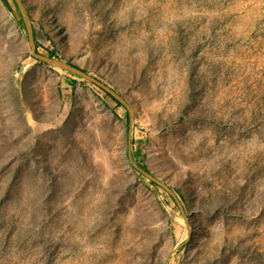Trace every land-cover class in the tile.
<instances>
[{
    "label": "rangeland",
    "instance_id": "rangeland-1",
    "mask_svg": "<svg viewBox=\"0 0 264 264\" xmlns=\"http://www.w3.org/2000/svg\"><path fill=\"white\" fill-rule=\"evenodd\" d=\"M23 1L133 129L0 0V264H264V0Z\"/></svg>",
    "mask_w": 264,
    "mask_h": 264
},
{
    "label": "water",
    "instance_id": "water-1",
    "mask_svg": "<svg viewBox=\"0 0 264 264\" xmlns=\"http://www.w3.org/2000/svg\"><path fill=\"white\" fill-rule=\"evenodd\" d=\"M14 1L18 5L19 10H20V12H21V14L23 16V19L25 21V24L27 26V31H28V34H29V44H30V47H31V50H32V55L35 58H37L40 61H42V62H45L47 64H52L54 66L63 68L65 70H68V71H70L72 73H75V74L83 76L84 78H86L89 81L95 83L96 85L101 87L103 90L108 92L113 98H115L116 100H118L122 104L126 105L129 108V111H130V132L129 133L131 135L132 129H133V120H132L133 110L131 109V107H129V105L126 102V100L118 92H116L113 88L109 87L108 85H106L105 83L101 82L100 80H98L94 76L90 75L85 70H83L81 67H79V66H77V65H75V64H73L71 62H66V61H64V60H62L60 58H55V57H51V56H47V55L41 54L37 50L35 36H34V31H33V26L31 24V16H30L29 12L27 11L25 2L23 0H14ZM143 172H145V174H147L152 180L162 184L165 188H167L169 191H171L170 187L167 184L161 183L151 173L146 172V171H143Z\"/></svg>",
    "mask_w": 264,
    "mask_h": 264
},
{
    "label": "bare ground",
    "instance_id": "bare-ground-1",
    "mask_svg": "<svg viewBox=\"0 0 264 264\" xmlns=\"http://www.w3.org/2000/svg\"><path fill=\"white\" fill-rule=\"evenodd\" d=\"M190 235V234H189ZM197 240H196V237L194 236L193 237V240H192V243L190 244L191 246H193V245H195L197 242H196Z\"/></svg>",
    "mask_w": 264,
    "mask_h": 264
},
{
    "label": "trees",
    "instance_id": "trees-1",
    "mask_svg": "<svg viewBox=\"0 0 264 264\" xmlns=\"http://www.w3.org/2000/svg\"><path fill=\"white\" fill-rule=\"evenodd\" d=\"M37 43V42H36ZM106 92V91H105ZM110 97H112L108 92H106ZM112 99H114L118 104H120V102L118 100H116L115 98L112 97Z\"/></svg>",
    "mask_w": 264,
    "mask_h": 264
}]
</instances>
